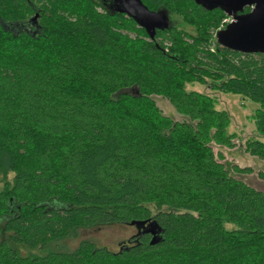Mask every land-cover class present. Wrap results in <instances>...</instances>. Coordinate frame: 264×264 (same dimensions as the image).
Returning a JSON list of instances; mask_svg holds the SVG:
<instances>
[{
	"label": "trees",
	"instance_id": "trees-1",
	"mask_svg": "<svg viewBox=\"0 0 264 264\" xmlns=\"http://www.w3.org/2000/svg\"><path fill=\"white\" fill-rule=\"evenodd\" d=\"M141 1L195 34L171 23L152 39L111 0H0V264H264V193L214 151L236 146L231 116L188 90L252 101L264 135V55L217 43L221 10ZM246 152L264 161V143ZM143 222L116 252L59 248Z\"/></svg>",
	"mask_w": 264,
	"mask_h": 264
},
{
	"label": "rangeland",
	"instance_id": "rangeland-1",
	"mask_svg": "<svg viewBox=\"0 0 264 264\" xmlns=\"http://www.w3.org/2000/svg\"><path fill=\"white\" fill-rule=\"evenodd\" d=\"M171 23L181 30L195 34L194 27L186 24L179 16H172ZM232 18H226L217 30L213 31L214 36L219 30L224 29ZM188 90L207 94L214 98L216 109L226 111L231 116V125L228 133L236 135V146L232 149L227 147L214 146L216 154L223 155V163L232 175L244 181L254 189L264 193V161L258 157L252 156L246 152V143L250 140H256L264 143V135L256 130L254 115L258 105L252 101L238 95L225 94L209 89L207 86L194 84L188 86ZM157 106L167 117L175 121L184 119L178 114L169 101L163 97H154ZM239 169V172L235 171ZM14 175L10 173L7 176L8 181H12ZM4 186L3 178L0 179V189ZM137 232L136 226L113 225L89 230H78L75 235L62 242L60 249L67 251L76 250L82 241L94 243L97 247L107 248L110 251H119L120 245L125 244Z\"/></svg>",
	"mask_w": 264,
	"mask_h": 264
},
{
	"label": "water",
	"instance_id": "water-1",
	"mask_svg": "<svg viewBox=\"0 0 264 264\" xmlns=\"http://www.w3.org/2000/svg\"><path fill=\"white\" fill-rule=\"evenodd\" d=\"M112 13L124 14L144 28L154 39L157 31L171 27L170 15L166 11H152L141 0H111ZM204 10H221L232 21L216 33L217 43L230 51L241 54L264 55V0H194ZM246 8H251L245 13ZM38 14L33 18L36 21ZM146 223H132L139 231ZM156 231L152 244L156 242Z\"/></svg>",
	"mask_w": 264,
	"mask_h": 264
},
{
	"label": "flooded vegetation",
	"instance_id": "flooded-vegetation-1",
	"mask_svg": "<svg viewBox=\"0 0 264 264\" xmlns=\"http://www.w3.org/2000/svg\"><path fill=\"white\" fill-rule=\"evenodd\" d=\"M104 2H105V1H104ZM103 6H104L106 9H108V10H111V11L113 10V9H112V7H113L112 4L109 5V4L103 3ZM137 233H138V232H136V234H137ZM136 234H135V235H136ZM135 235H133V236H135Z\"/></svg>",
	"mask_w": 264,
	"mask_h": 264
}]
</instances>
